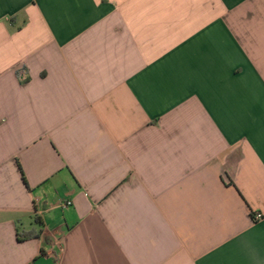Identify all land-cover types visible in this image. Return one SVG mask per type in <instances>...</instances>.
I'll return each mask as SVG.
<instances>
[{"label":"crops","instance_id":"obj_1","mask_svg":"<svg viewBox=\"0 0 264 264\" xmlns=\"http://www.w3.org/2000/svg\"><path fill=\"white\" fill-rule=\"evenodd\" d=\"M257 214L264 0H0V264H264Z\"/></svg>","mask_w":264,"mask_h":264},{"label":"built area","instance_id":"obj_2","mask_svg":"<svg viewBox=\"0 0 264 264\" xmlns=\"http://www.w3.org/2000/svg\"><path fill=\"white\" fill-rule=\"evenodd\" d=\"M69 205H71V203H68L67 205H62L63 206V208H67ZM263 215L262 214H257V215H255L254 216V218H255V220H257V221H260V220H262L263 219Z\"/></svg>","mask_w":264,"mask_h":264},{"label":"trees","instance_id":"obj_3","mask_svg":"<svg viewBox=\"0 0 264 264\" xmlns=\"http://www.w3.org/2000/svg\"><path fill=\"white\" fill-rule=\"evenodd\" d=\"M36 235V234H35ZM33 236V235H32ZM32 236H29V237H32ZM25 237H28V236H25Z\"/></svg>","mask_w":264,"mask_h":264}]
</instances>
